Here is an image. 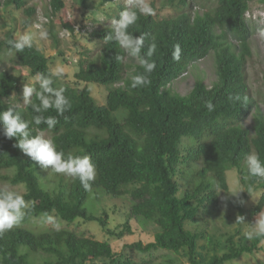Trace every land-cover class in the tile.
<instances>
[{"label":"trees","instance_id":"obj_1","mask_svg":"<svg viewBox=\"0 0 264 264\" xmlns=\"http://www.w3.org/2000/svg\"><path fill=\"white\" fill-rule=\"evenodd\" d=\"M30 1L3 2L4 7L22 12L21 30L36 18V8L29 5ZM215 1L212 10L192 16L187 0H165L180 14L163 20L118 3L114 19H119L126 9L137 12V20L127 31L134 37L144 36L141 56L155 64L154 70L146 73L135 58L138 64L126 75L123 48L115 41L104 43L105 36L113 30L92 31L90 37L99 41L102 49L97 58L78 61L74 78L77 83L104 87L107 91L104 105L98 106L86 87L65 86L62 88L71 107L62 115L51 108L36 113L30 103L24 109L14 108L29 122L32 136L51 134L50 140L57 151L65 153V158L68 154L87 155L97 173L89 190L73 177L67 182L61 177L53 189H48L42 185L38 163L15 146L17 138L7 139L0 132V171H12L11 176L0 179L11 185H23L25 192L20 195L30 202L20 224L45 213L55 214L66 224L93 222L108 237L120 240L132 234V221L140 225L150 223L157 228L153 241L146 244L137 241L126 248L143 254L157 250L184 254L189 264H226L261 250L259 244L264 238L248 240L242 236L236 245L238 229L233 235H221L227 236L224 244L207 237L209 248L198 246L205 238L203 232L186 229L187 225L196 224L200 210L205 214L218 206L219 190L228 192L226 173L233 170L246 191L262 190L253 214L264 210V178L249 176L245 162L254 153L264 163V115L258 111L254 116L252 132L241 126L254 105L245 69L251 35L245 14L252 0ZM46 17L50 24L56 23L73 33L64 0H48ZM216 29L220 34H215ZM51 35L55 42V35L52 32ZM228 36L238 42L237 51L233 44L227 43ZM14 39L13 31H8L0 42V52L13 54L31 77L38 72L51 74L47 58L35 46L23 52L10 51L8 41ZM152 44L156 47L148 57ZM177 47L179 59H174ZM211 51L215 53L216 82L208 88L198 80L186 96L173 93L170 85ZM117 56L123 59L117 61ZM136 75H145L150 83L132 88L131 78ZM52 79V87L59 89L54 76ZM18 82L14 75L0 73V112L11 107L6 100L17 91ZM34 87L39 90L38 83ZM31 102L39 104L35 95ZM120 112L124 115L118 118ZM36 115L54 117L57 123L51 130L43 123L37 126L33 123ZM180 178L196 183L180 192ZM102 195L129 198V213L120 226L108 225L106 212L102 211L100 216L96 213L92 202ZM239 215L243 216L241 205ZM221 247L225 252L218 255ZM38 255L50 257L39 264H150L123 258L107 241L79 237L65 229L35 233L15 227L0 236V264H36Z\"/></svg>","mask_w":264,"mask_h":264},{"label":"rangeland","instance_id":"obj_2","mask_svg":"<svg viewBox=\"0 0 264 264\" xmlns=\"http://www.w3.org/2000/svg\"><path fill=\"white\" fill-rule=\"evenodd\" d=\"M0 0V42L5 38L8 31H13L14 38L17 39L20 35L27 32L39 31L35 25L40 24L48 32L47 40H37L34 42L39 51L47 58L48 67L52 71L57 67H63L64 74L62 77H55L56 84L59 88H84L86 87L94 101L98 106L105 104L106 89L95 84L77 83L74 75L78 72V61L90 57L97 58L102 49V44L99 41L90 37L92 31L113 30L112 21L118 3L129 8H138L144 4L152 9L150 14L155 20H163L167 18L176 17L180 11L165 3V0H64L67 7L68 20L73 26V33L61 28L58 24H50L46 17L48 0H32L29 5L36 8V18L31 21L28 28L21 30L20 23L22 12L15 10L13 7H4ZM191 5V15H203L205 12L212 10L216 6L215 0H187ZM145 14V13H144ZM245 21L251 33L248 39V47L250 56L246 58V83L249 89V94L253 101L250 114L242 120L241 126L247 128L252 132L254 125V116L259 111L264 115V38H261L258 33L264 29V3L259 0H252L248 3V10L245 14ZM53 27V28H51ZM52 34L55 35L56 41H53ZM215 34H220L219 30H215ZM227 43H231L238 50V42L227 37ZM124 50V49H123ZM125 52V50H124ZM126 54V52H125ZM138 61L126 54L124 61V73L129 75ZM8 72L19 79L18 89L13 92L6 102L11 107L16 109H24L26 103L23 98V88L25 85L34 86L37 82L34 77L29 75L27 69L19 66L17 59L13 54L6 51L0 52V73ZM216 66L215 53L211 51L207 57L195 62L184 73L181 79L173 82L170 85V90L179 96H186L192 89L196 81L200 80L206 87H211L216 82ZM124 114L118 113V118ZM40 134V133H39ZM46 139L51 138V134L43 133ZM187 144V140L183 141V145ZM254 154V153H253ZM42 174V185L48 189H53L59 179L67 182L72 179L71 176L63 173H55L48 169H40ZM11 176L12 171H0V176ZM239 177L235 171L226 173V181L228 192L223 193L219 190V202L216 208H210L208 213L203 214L200 210L196 219V224L187 225L186 229L190 231L203 232L205 238L198 242V246L209 248L206 244L207 237H214L222 244L227 236L233 235L235 230L240 231V235H236L234 242L238 245L239 237L245 236V232L250 230V224L254 221L256 214H253V208L258 202L262 193L261 189L253 188L251 191H246L245 187L241 186ZM194 183H188L185 178L179 179L180 192L188 187L194 186ZM0 189H7L10 191L22 194L25 192L23 185H11L8 181L0 179ZM243 190L238 197H232L237 191ZM92 203L95 205L96 213L100 216L104 211L109 216L108 225L120 226L129 213L131 206L128 197L121 199H112L107 196H97ZM243 201V203H240ZM243 208L244 221L242 224H235L236 216L239 215V206ZM59 224L57 229L53 223L45 221V215L30 218L25 224H19L16 227L28 229L32 232H52L57 230H68L79 237H86L94 239L95 241H107L115 253H119L123 258H127L133 262L146 261L150 264H167V261H172L174 264H189L184 254L173 255L163 250L152 251L150 253H140L133 249L126 248L134 242L140 241L144 244L152 242L153 236L157 232L155 225L146 223L139 224L132 221V234L124 236L122 239L108 237L100 228L93 222L76 221L72 224L62 222L55 214H50ZM15 228V227H14ZM249 240V239H248ZM261 250L253 254H244L240 258L228 262L226 264H264V240L259 244ZM222 250V251H220ZM217 251L218 255L225 252L224 248ZM209 254H212L209 251ZM50 258L46 255H38L35 263L39 264L41 261ZM96 264H105L104 262H97Z\"/></svg>","mask_w":264,"mask_h":264},{"label":"clouds","instance_id":"obj_3","mask_svg":"<svg viewBox=\"0 0 264 264\" xmlns=\"http://www.w3.org/2000/svg\"><path fill=\"white\" fill-rule=\"evenodd\" d=\"M140 12L151 14L152 9L142 4L139 7ZM137 20V12L133 10H124L120 13L119 19L112 21L113 32L104 38V43L115 41L118 43L130 57L136 58L140 65L144 68L146 73H151L155 64L149 62L141 56V48L143 46L144 36L134 37L128 33L127 29ZM39 31L27 32L20 35L17 39L9 40L11 45L10 51L23 52L25 48H32L37 40H47L48 32L40 24L35 25ZM258 35L264 38V29L260 30ZM156 45L152 44L148 50L147 56L151 57ZM174 59H179V47L173 53ZM117 61L123 59L121 56L116 57ZM64 74L63 67L55 68L50 75L43 73H36L34 80L39 85V90L34 86L25 85L23 88V98L26 104H31V107L36 113H43L47 110L54 109L58 114H63L71 107L69 100L64 95L63 88H53V79L62 77ZM132 88L147 85L150 81L145 75H136L132 78ZM35 95L39 104L32 103L31 98ZM240 99L239 96L236 97ZM245 101L247 97L244 98ZM35 125L46 124L51 130L57 123L54 117H44L43 115H36L33 117ZM0 132L7 139L17 138L16 147H18L24 155L29 157L32 161L38 163L43 169L51 170L55 173H63L73 178H78L85 190L91 188V182L96 178V168L91 162L89 156H74L68 154L65 158L63 151H57L54 142L46 139L43 133L32 136L29 130V122L21 118L19 112L14 108L9 107L6 111L0 112ZM247 172L251 177L264 178V163L255 154H250L246 157ZM243 190L237 191L232 197H238ZM30 202H26L24 197L17 192L7 189H0V236L5 232L10 231L18 226L26 215ZM243 203V201H240ZM45 215V221L53 223L59 229V224L55 223L52 216ZM244 217L236 216L235 224H242ZM246 239L264 238V210L258 212L254 217V221L250 224V230L245 232Z\"/></svg>","mask_w":264,"mask_h":264}]
</instances>
